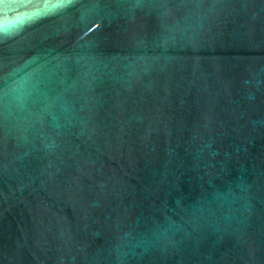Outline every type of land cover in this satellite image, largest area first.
I'll use <instances>...</instances> for the list:
<instances>
[{
  "label": "water",
  "instance_id": "95a60500",
  "mask_svg": "<svg viewBox=\"0 0 264 264\" xmlns=\"http://www.w3.org/2000/svg\"><path fill=\"white\" fill-rule=\"evenodd\" d=\"M0 264H264V0H0Z\"/></svg>",
  "mask_w": 264,
  "mask_h": 264
}]
</instances>
